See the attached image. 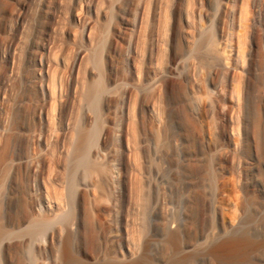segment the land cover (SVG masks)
Instances as JSON below:
<instances>
[{
  "label": "rangeland",
  "instance_id": "374dc122",
  "mask_svg": "<svg viewBox=\"0 0 264 264\" xmlns=\"http://www.w3.org/2000/svg\"><path fill=\"white\" fill-rule=\"evenodd\" d=\"M263 236L264 0H0V264Z\"/></svg>",
  "mask_w": 264,
  "mask_h": 264
},
{
  "label": "bare ground",
  "instance_id": "6f19581e",
  "mask_svg": "<svg viewBox=\"0 0 264 264\" xmlns=\"http://www.w3.org/2000/svg\"><path fill=\"white\" fill-rule=\"evenodd\" d=\"M252 246L264 248V236L259 240L257 244H254ZM250 247V242L243 241L240 239H234L218 247L216 252L221 257L238 256L239 254H242L244 250H247Z\"/></svg>",
  "mask_w": 264,
  "mask_h": 264
}]
</instances>
